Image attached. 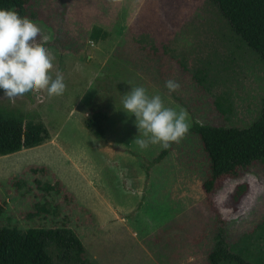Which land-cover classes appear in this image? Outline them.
<instances>
[{
  "label": "rangeland",
  "instance_id": "obj_1",
  "mask_svg": "<svg viewBox=\"0 0 264 264\" xmlns=\"http://www.w3.org/2000/svg\"><path fill=\"white\" fill-rule=\"evenodd\" d=\"M28 9L43 19L30 21L49 37L50 71L64 75L65 88L59 97L46 90L14 102L0 96V112L42 121L49 131L36 146L0 155V223L19 229L69 226L95 264H210L218 236L242 260L264 264V168L257 163L226 178L211 196V209L202 188L207 158L190 130L192 121L243 127L261 109L264 62L217 5L32 0ZM93 25L107 36L90 38ZM153 44L157 53L149 49ZM167 78L179 88L169 92ZM138 85L187 112L188 131L161 158L160 143L138 147L135 137L143 130L121 109L123 95ZM92 107L108 111L103 137L85 125ZM27 164H45L53 174L21 172ZM55 177L73 201L34 182ZM14 179L23 181L20 188L11 185ZM238 185L244 190L235 197ZM37 203L47 211L35 214ZM47 248L56 262L73 259L53 243Z\"/></svg>",
  "mask_w": 264,
  "mask_h": 264
},
{
  "label": "trees",
  "instance_id": "obj_2",
  "mask_svg": "<svg viewBox=\"0 0 264 264\" xmlns=\"http://www.w3.org/2000/svg\"><path fill=\"white\" fill-rule=\"evenodd\" d=\"M228 21L236 34L251 47L264 62V0H212ZM32 0H0V7L14 9L22 18L31 21H43L38 14L29 12ZM107 36V31L98 25H93L90 38L100 39ZM143 46L142 44H140ZM154 51V49H152ZM216 103V102H215ZM91 117L85 119L86 127L92 129L98 136L103 137L105 130L102 120L107 116L105 108L92 107ZM190 130L199 138L203 152L207 158V172L202 179L206 204L213 209L212 194L221 183L230 177H239L254 164L264 168V95L258 117L250 124L237 126H208L192 121ZM49 137V131L42 121L26 120L21 117L8 116L0 112V155L8 154L21 148L36 146ZM172 144L163 147L161 158ZM32 174H47L53 172L47 165L27 164L21 172ZM18 178L12 175L13 178ZM54 176V175H53ZM34 182L46 193L56 192L64 200H74L75 196L61 179L55 177L53 181ZM23 181L11 180V185L20 188ZM244 190L238 185L235 197H239ZM36 207V209H35ZM37 210L47 211L44 205H34ZM2 208L0 207V212ZM32 215L33 211L27 213ZM53 243L62 253L71 256L68 264H95L85 254V247L79 237L69 228L36 227L19 229L0 223V264H62L56 262L48 250V244ZM60 256V255H59ZM63 257V255H62ZM210 264H220L223 261H236L239 264H253L242 260L220 240L215 241V247L208 253ZM257 264V263H255Z\"/></svg>",
  "mask_w": 264,
  "mask_h": 264
},
{
  "label": "clouds",
  "instance_id": "obj_3",
  "mask_svg": "<svg viewBox=\"0 0 264 264\" xmlns=\"http://www.w3.org/2000/svg\"><path fill=\"white\" fill-rule=\"evenodd\" d=\"M48 38L28 18L0 7V96L14 102L35 90H46L50 96L64 91L61 72L57 69L53 76L50 71L52 56L45 45ZM164 87L172 92L179 88V82L167 78ZM121 104L125 113L135 117L137 129L143 130L142 136L135 137L141 149L150 143L168 147L189 129L182 107L167 106L159 92L150 95L143 86H131Z\"/></svg>",
  "mask_w": 264,
  "mask_h": 264
},
{
  "label": "crops",
  "instance_id": "obj_4",
  "mask_svg": "<svg viewBox=\"0 0 264 264\" xmlns=\"http://www.w3.org/2000/svg\"><path fill=\"white\" fill-rule=\"evenodd\" d=\"M103 30H104V29H103ZM105 31H106V30H105ZM107 34H108V32H107ZM138 41H139V40H138ZM154 46H155V45L153 44V45H152V48H149V49H150L151 51H152V49L155 50V47H154ZM155 52L157 53L158 51L155 50ZM161 52H162V51H161ZM62 76H64V75H62ZM52 96H55V97L57 96V97H59L60 95H52ZM102 108H105V109H106V107H102ZM107 115H108V114H107Z\"/></svg>",
  "mask_w": 264,
  "mask_h": 264
}]
</instances>
